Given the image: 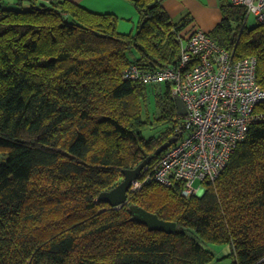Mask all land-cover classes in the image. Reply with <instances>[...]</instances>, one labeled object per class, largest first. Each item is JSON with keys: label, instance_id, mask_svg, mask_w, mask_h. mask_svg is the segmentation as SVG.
Instances as JSON below:
<instances>
[{"label": "trees", "instance_id": "1", "mask_svg": "<svg viewBox=\"0 0 264 264\" xmlns=\"http://www.w3.org/2000/svg\"><path fill=\"white\" fill-rule=\"evenodd\" d=\"M26 1L27 9L0 4V264H208L205 243L230 245L232 264H264V121L201 196L154 182L130 190L120 208L98 200L124 170L149 156L153 166L175 137L181 115L170 84L123 72L176 66L192 17L174 21L166 0H129L140 19L121 33L116 15L73 0H16ZM220 8L210 36L235 58L255 56L264 87V23L247 28L245 8L230 0ZM151 96L158 122L170 126L147 138ZM133 205L176 231L150 230Z\"/></svg>", "mask_w": 264, "mask_h": 264}, {"label": "built area", "instance_id": "2", "mask_svg": "<svg viewBox=\"0 0 264 264\" xmlns=\"http://www.w3.org/2000/svg\"><path fill=\"white\" fill-rule=\"evenodd\" d=\"M3 0H0V4ZM264 23V0H230ZM181 57L176 66L156 70L137 64L123 76L148 85L169 83L172 94L185 103L187 114L176 127L177 140L159 160L143 169L130 190L149 183H182V195H199L203 183L215 181L250 127L264 121V87L257 78V58H235L209 32L200 28L179 33ZM201 185L196 187L195 181Z\"/></svg>", "mask_w": 264, "mask_h": 264}, {"label": "crops", "instance_id": "3", "mask_svg": "<svg viewBox=\"0 0 264 264\" xmlns=\"http://www.w3.org/2000/svg\"><path fill=\"white\" fill-rule=\"evenodd\" d=\"M49 2L51 0H41ZM96 13H110L119 18L118 30L121 33L135 31L140 15L129 0H73ZM164 7L174 21L186 14L193 19L192 26L184 30L200 28L210 32L221 21L223 15L220 0H166ZM230 246V245H229Z\"/></svg>", "mask_w": 264, "mask_h": 264}, {"label": "water", "instance_id": "4", "mask_svg": "<svg viewBox=\"0 0 264 264\" xmlns=\"http://www.w3.org/2000/svg\"><path fill=\"white\" fill-rule=\"evenodd\" d=\"M178 113L182 116L187 114V109L183 100L179 97L175 99ZM177 140V137L171 138L168 142L161 145L156 150V155H160L164 150H166L171 143ZM152 157L149 156L144 159L139 165L133 169L124 170V179L116 185L114 188L108 191H103L100 193L98 200L109 203L112 207L120 208L125 203L128 202V195L130 188L143 169L150 163ZM205 189L199 193L203 195ZM133 218L148 226L150 230H159L166 233H174L177 229V224L174 221H167L161 219L157 214L152 213L142 207L133 205Z\"/></svg>", "mask_w": 264, "mask_h": 264}, {"label": "rangeland", "instance_id": "5", "mask_svg": "<svg viewBox=\"0 0 264 264\" xmlns=\"http://www.w3.org/2000/svg\"><path fill=\"white\" fill-rule=\"evenodd\" d=\"M4 4L6 6L12 8H18V9H27V7H29V3L27 1L24 3L23 7L17 4L16 0H4ZM192 24L193 21L190 20L187 26H192ZM257 24L258 21L256 16L254 14H250L246 22L247 28H252ZM133 56H135L134 53H132V57ZM153 85H156L160 88L161 86L164 87L165 83H159ZM142 116L144 120L149 119L151 122L150 125L145 126V128L143 129V135L147 138L157 136L163 130H165L167 127L170 126L167 124H160L158 122V118L160 116V109L157 108L154 97L152 96L150 97L148 104H146V106L144 105ZM194 185L196 187H199L201 185V181L200 180L195 181ZM204 245L214 254V258L208 264H232L233 258L230 256L231 247L228 244L205 243Z\"/></svg>", "mask_w": 264, "mask_h": 264}]
</instances>
